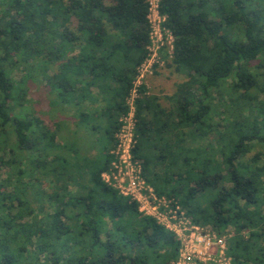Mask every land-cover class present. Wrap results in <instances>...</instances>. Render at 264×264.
Segmentation results:
<instances>
[{
  "label": "trees",
  "instance_id": "obj_1",
  "mask_svg": "<svg viewBox=\"0 0 264 264\" xmlns=\"http://www.w3.org/2000/svg\"><path fill=\"white\" fill-rule=\"evenodd\" d=\"M148 8L147 0H0V264L177 257L176 237L101 179L147 55ZM159 11L174 37L166 66L185 79L150 131L139 125L150 104L140 86L133 155L155 192L193 222L234 228L233 264H264V0H159ZM39 67L47 115L14 114ZM23 68L16 82L12 72ZM65 108L79 115L75 132L61 121ZM171 121L177 130L163 138ZM81 128L86 142L74 136Z\"/></svg>",
  "mask_w": 264,
  "mask_h": 264
},
{
  "label": "built area",
  "instance_id": "obj_2",
  "mask_svg": "<svg viewBox=\"0 0 264 264\" xmlns=\"http://www.w3.org/2000/svg\"><path fill=\"white\" fill-rule=\"evenodd\" d=\"M147 1L150 27L147 55L136 67L132 87L125 97L126 111L118 118L114 146L109 150L111 161L108 169L101 173V179L120 195L136 202L142 215L154 218L176 237L179 248L171 264H233L228 253V239L234 233L231 227L218 233L210 225L193 222L174 198L155 192L142 174L140 159L132 152L136 144L139 88L146 84L147 78L155 70L164 65L165 56H170L174 41L172 32L165 26L166 15L159 11V0Z\"/></svg>",
  "mask_w": 264,
  "mask_h": 264
},
{
  "label": "rangeland",
  "instance_id": "obj_3",
  "mask_svg": "<svg viewBox=\"0 0 264 264\" xmlns=\"http://www.w3.org/2000/svg\"><path fill=\"white\" fill-rule=\"evenodd\" d=\"M167 62L168 61L165 59L164 65L160 67L159 69L155 70L154 74L150 75L147 78L146 80L147 85L146 84L145 85L148 91L165 92L168 94V96L170 95L172 97L174 95L176 98L177 85L178 83L183 81L185 78L183 75L174 71L173 68L167 67L166 66ZM34 71H35L34 73H30V74L35 77L28 79L21 86L22 89H25L23 105L18 106L14 110V114H18L19 116H22V117H25L29 114H31L30 116H33V117H40V113L42 114L41 116L43 117V114L45 112H48L49 110L48 109L49 107H46V103L44 99V97H46L47 95L48 90L41 79L42 74H41L40 67L36 68ZM49 72L52 73L53 70H49ZM156 72H158L159 75H156L154 79L153 78L150 79L152 76L155 75ZM24 73H25L24 68L21 70H14L12 72L13 79L16 82H18ZM193 92H196V91H193ZM65 109H66L64 110L65 114L61 116V120L63 119V122H65L66 124V128L68 127V130L70 132H75L79 129L75 125L77 118H79V115L76 117L73 116L76 114L73 108L69 110L67 108ZM31 111H34L35 113H32ZM51 113H52V110H51ZM44 115L46 116L47 114L45 113ZM221 118H219L218 115H215L214 121L219 123L221 130H223V127L227 122L225 120H221ZM75 134L74 136H80L81 138H83L82 140L86 142V140L84 139L86 138L85 132L82 128L81 130L78 131V133H75ZM68 135L69 137H74V136H71L69 133ZM231 230L234 232L233 227H231Z\"/></svg>",
  "mask_w": 264,
  "mask_h": 264
},
{
  "label": "crops",
  "instance_id": "obj_4",
  "mask_svg": "<svg viewBox=\"0 0 264 264\" xmlns=\"http://www.w3.org/2000/svg\"><path fill=\"white\" fill-rule=\"evenodd\" d=\"M156 75H159L158 72L155 73L154 76H152L150 79H154L156 77ZM144 96L146 98H148L146 101H150V104L148 105L149 108H145L143 111H142V117L144 118V122H140L139 125H140V129H142V131H150L151 128L149 126V120L151 119L152 115L155 114L154 111H157L158 108L160 109H163V110H169L172 108L173 106V101L170 99L171 96L165 92H151V91H148V92H145L144 93ZM151 97V98H149ZM159 119L162 120L163 119V114L162 115H158ZM176 120V119H175ZM58 121V120H57ZM63 121V120H61ZM147 123L148 124H144V123ZM65 123V122H64ZM66 125V124H64ZM170 127H171V131L172 132H169V134H163V138H172L173 137V133L176 132L177 130V127L174 126V123L173 121H171V124H170ZM147 137V136H145ZM144 137V138H145ZM161 145L163 144V141H161L160 143ZM145 149H148V146L146 144V148ZM151 151L154 152L155 155L158 154V151L156 149H151ZM93 151H89V155L92 154Z\"/></svg>",
  "mask_w": 264,
  "mask_h": 264
}]
</instances>
